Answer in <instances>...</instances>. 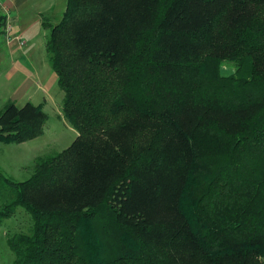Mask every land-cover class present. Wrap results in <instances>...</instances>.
Masks as SVG:
<instances>
[{"label": "trees", "instance_id": "obj_1", "mask_svg": "<svg viewBox=\"0 0 264 264\" xmlns=\"http://www.w3.org/2000/svg\"><path fill=\"white\" fill-rule=\"evenodd\" d=\"M48 27L77 137L0 172L14 264H264V0H67ZM47 119L8 103L0 141Z\"/></svg>", "mask_w": 264, "mask_h": 264}, {"label": "rangeland", "instance_id": "obj_2", "mask_svg": "<svg viewBox=\"0 0 264 264\" xmlns=\"http://www.w3.org/2000/svg\"><path fill=\"white\" fill-rule=\"evenodd\" d=\"M66 2L67 0L41 1V5L45 4L46 9L51 4L50 13L45 14L48 24H55L61 19ZM45 33L41 25L33 27L29 37L22 36L26 41L23 46H20L17 40L11 41L16 43L17 49L13 55L5 54L0 58V112L11 102L16 103L19 108L32 102L35 105H42L48 116L43 134L24 142L0 141V172L16 181H24L33 174L38 157H46L64 150L77 137V131L67 121L62 111L63 92L58 85L57 75L49 64ZM0 40H5L2 35ZM15 66L21 73L13 72ZM221 71L223 74H231L234 68L223 65ZM9 72H13L11 77L8 76ZM4 196L5 191L0 190V207L3 203L1 197ZM38 197L45 204L50 201L48 196ZM54 202L55 200H51L49 204ZM31 224L30 215L21 207L10 218L2 221L0 264H14L15 256L8 244V235L28 232ZM240 260L242 258L235 259V262Z\"/></svg>", "mask_w": 264, "mask_h": 264}, {"label": "crops", "instance_id": "obj_3", "mask_svg": "<svg viewBox=\"0 0 264 264\" xmlns=\"http://www.w3.org/2000/svg\"><path fill=\"white\" fill-rule=\"evenodd\" d=\"M41 1L44 0H0V15L5 16V24L12 22L13 32L22 35L23 37H29V32L33 30V27L41 25L48 35V22L45 17L51 11V4L46 9L45 4L41 5ZM46 28V30H45ZM11 43V42H10ZM16 43L9 44L5 40H0V58H3L5 54L13 55V52L17 49ZM14 73H18L20 69L14 67ZM13 72H9L8 76H12Z\"/></svg>", "mask_w": 264, "mask_h": 264}, {"label": "built area", "instance_id": "obj_4", "mask_svg": "<svg viewBox=\"0 0 264 264\" xmlns=\"http://www.w3.org/2000/svg\"><path fill=\"white\" fill-rule=\"evenodd\" d=\"M2 37L7 42L17 40L20 46H23L26 42L22 35L13 33V24L11 22L6 23L2 33Z\"/></svg>", "mask_w": 264, "mask_h": 264}]
</instances>
